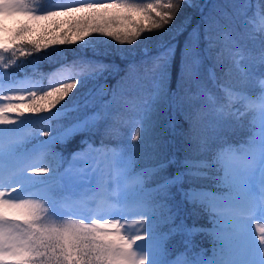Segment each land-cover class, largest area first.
<instances>
[{"label":"snow or ice","instance_id":"snow-or-ice-1","mask_svg":"<svg viewBox=\"0 0 264 264\" xmlns=\"http://www.w3.org/2000/svg\"><path fill=\"white\" fill-rule=\"evenodd\" d=\"M185 6L203 7L198 0H81L74 7L39 11L34 7V0H0V85L5 80L9 84L18 83L15 74L9 71L17 65L18 59L46 53L61 45L88 47L90 37L108 38L119 49L125 45L134 46L147 36L168 31ZM257 13L264 23V5L259 0ZM9 21L12 26H9ZM42 21L48 23L41 24ZM203 21L204 39L211 51L222 44L215 35L220 27L219 17L209 14ZM38 29L41 34L33 38ZM260 30L264 32V27ZM193 32L196 33L195 39L186 40L180 48V72L187 73L180 79L191 81L183 95L171 91L169 83L170 66L177 53L176 44L161 45L162 50L150 57V66L148 61H142L139 67L129 65L130 71L136 73V86L151 100L150 104L131 106L138 113V118L118 119L120 110L128 108V102L119 89H112L111 99L104 109L73 119L62 131H44L46 140L39 141L33 133L18 134L20 127L35 118H66L68 113L88 107L89 101L71 105L66 102L72 99L79 85L87 79L97 78L112 66L84 58H80L78 63L95 65L93 71H76L75 75L57 81L47 90L26 91L21 86L9 88L7 94L0 96V125L4 126L0 127V264H165L157 235L158 223L171 225L173 234L183 232L192 236L204 233L212 237L211 257L206 258L200 253L188 264H264V223L253 226L256 220L264 221V93L251 99L226 89L233 99L244 101L247 109L259 112L258 136L253 137L247 146L241 145L236 149L225 144L210 158H202L200 153L208 149L206 140L193 134L189 137L192 155L180 162L184 171L175 175L163 174L170 164L177 161L174 156L169 159L163 154L157 138H153L150 145L154 163L140 171L133 166L139 149L143 147L140 143H129L127 150L110 149L103 142L96 148L87 144L85 152L106 157L111 154L109 179L105 186L106 200L112 202L108 211L121 215L136 212L143 217L137 221L143 234H125L126 220L122 223L120 219L94 218L86 223L83 218H53L58 214L59 200L66 193L71 194L70 190L76 184L71 167L64 174L54 175L57 168L51 161L58 155L53 150L55 144L90 132L100 121L108 119L114 124L129 126L130 141H147L153 130L149 112L160 102L167 101L170 95L178 113L184 103L189 105L190 111L182 114L189 121L190 130L198 123L203 106L197 107L194 102L198 98H213L200 80L199 28ZM144 51L147 53L146 48ZM221 58L222 51H217L219 67L223 66ZM260 62L264 64V55ZM76 64L74 61L68 67L74 68ZM209 78H215L211 69ZM259 85L264 89V79L259 81ZM0 91H3L2 87ZM108 104L113 106V111L107 110ZM232 116L239 121L243 113L234 112ZM168 127L175 133V115L169 119ZM32 140H36L35 145H32ZM36 148L43 153L38 159H47L48 164L33 166L31 161ZM72 156L82 159L78 153ZM9 168L14 169L11 174L6 172ZM185 178L190 186L187 189L178 187L177 191L194 209L199 207L208 215L210 228L196 223L189 226L184 219L176 223L178 212H174L169 203L173 199L171 188L182 185ZM203 180L211 181L217 190L198 187L197 184ZM37 186L41 189L39 199L12 196Z\"/></svg>","mask_w":264,"mask_h":264},{"label":"trees","instance_id":"trees-1","mask_svg":"<svg viewBox=\"0 0 264 264\" xmlns=\"http://www.w3.org/2000/svg\"><path fill=\"white\" fill-rule=\"evenodd\" d=\"M55 1L34 0V4L39 2L44 8H53ZM75 2L65 5L76 6L81 1L75 0ZM134 2H139V0H134ZM198 3L203 7L189 8L185 6L182 8L177 20L169 27L168 31L147 36L134 46L125 45L123 49H119L108 38L90 37V46L88 47L81 44L61 45L49 49L46 53L18 59L17 65L12 66L9 71L15 74V79L30 76L33 80L40 82L41 85L33 91L47 90L49 86H54L56 82L52 85L49 78L60 66L70 70L73 75L76 71L91 72L95 69V65L85 66L78 63L80 58L101 61L105 65L112 66L97 78L87 79L79 85L72 99L66 102L71 105L74 103L84 104L85 101H89L87 108H81L76 113L70 112L66 118L41 117L28 122L30 129L38 132V139L43 141L47 139L43 136L44 131L50 129L53 132L62 131L64 127L73 122V119L104 109L105 104L111 99L112 89H119L123 99L128 102V108L120 110L118 119L138 118V113L131 106L150 104L151 100L144 91L136 86V73L130 71L129 65L135 64L139 67L142 61H148L150 66V57L157 55L162 50L161 45L168 43L177 45L175 62L170 66L169 83L171 91L183 95L184 89L190 87L191 81L180 79L182 75H187L186 72H180V48L184 46L186 40L195 39L196 33L193 32V29L199 28V49L202 57L199 75L202 84L213 99L208 100L203 97L194 102L197 107L203 106L201 117L194 128L190 130V123L184 119L182 114L190 111L189 105L184 103L181 106V112L178 113L171 103L170 95L167 101L160 102L149 112L153 130L149 133L147 141H130L131 128L129 126L114 124L111 119L102 120L92 131L71 136L65 142L53 146L54 152L58 155L54 161H51V164L57 168V172L67 164L74 151L83 148L88 142H103L124 150H127L129 143H140L143 147L139 149L133 165L136 171H140L154 163L153 149L150 145L152 139L157 138L160 141V150L163 154L169 159L174 156L177 161L175 164H170L163 174L175 175L178 171H184L180 162L186 156L192 155L190 151L192 143L189 137L193 134L206 140L208 149L200 153L202 158H210L217 149L225 144L238 146L245 141L252 129L253 110L247 109L244 101L233 99L226 89H231L233 93H241L252 99L260 89L259 81L264 78V64L260 62V57L264 55V32L260 30L262 26L258 25L255 18L257 7L253 6L258 3V0H198ZM259 3L264 5V0H259ZM46 10L49 9L41 11ZM209 14L219 17L220 27L215 31V35L222 41L220 46L211 51L208 50L207 42L204 39L203 21V18ZM178 29L180 30L178 31ZM225 33H227V39H225ZM40 34L38 29L33 33V38ZM145 48L147 53L144 51ZM217 51H222V67L217 66ZM7 58L10 56L6 57L5 62H7ZM74 61H77L75 67H68ZM237 61H239L238 64ZM210 69L215 73L214 79L209 78ZM140 71L142 72V67ZM107 110L113 111V106L108 104ZM234 112L243 113L239 121L232 116ZM173 115L176 116L175 133L168 127L169 119ZM46 124H49L48 128L45 127ZM35 143L32 141V145ZM48 163L49 161L45 159V164ZM49 178L52 177L47 179ZM189 186L187 178H185L182 185L171 188L173 199L169 203L173 206V211L178 212L176 223L179 224L180 220L184 219L189 226L196 223L198 226L210 228L208 215L199 207L194 209L193 205L183 200L177 191L178 187L187 189ZM197 186L213 191L217 190L209 180L200 181ZM170 228L171 225L166 223L157 225V233L163 240L162 259L165 264L174 263L181 253H184L186 259L190 260L200 253L206 258L210 256L214 246L210 235L197 233L188 236L183 232L173 234Z\"/></svg>","mask_w":264,"mask_h":264},{"label":"rangeland","instance_id":"rangeland-1","mask_svg":"<svg viewBox=\"0 0 264 264\" xmlns=\"http://www.w3.org/2000/svg\"><path fill=\"white\" fill-rule=\"evenodd\" d=\"M75 0H56L55 1V9L60 8V7H74L72 5H65L66 3L69 2H74ZM81 1V0H79ZM76 3V2H75ZM253 4V3H252ZM253 6L257 7V3ZM34 7L37 8V10H42L41 9V4L37 2V4H34ZM44 9V8H43ZM49 9V8H47ZM53 9V8H51ZM50 10V9H49ZM47 11V10H46ZM256 14V19L258 22V25L264 27V23H262L259 15L257 12ZM63 18V17H61ZM43 24L44 22H40ZM12 24V22H9V25ZM72 72L68 70L67 68H64V66H60L57 68V70L52 74V76L49 78L51 81L52 85H54V82H57L61 79H67L69 76H72ZM264 79V78H262ZM17 84H9L7 80H5L0 87L3 88V91H0V96L7 94V90L9 88H16V87H23L26 91H33L37 86L41 85L35 80H33L29 76H24V77H18L16 78ZM22 82V83H21ZM262 93H264V89L260 87V89L257 91L255 97L252 99L258 98ZM241 94V93H240ZM244 95V94H241ZM245 96V95H244ZM246 97V96H245ZM247 98V97H246ZM29 123L25 124L24 126L19 128V135H27L29 133L35 134L36 139L39 138V133L32 131L29 127ZM49 124H46L45 127L48 128ZM0 127H4L0 125ZM11 127V126H8ZM260 132V114L258 111H253L252 115V129L251 132L249 133L248 137L243 141L240 145L236 146L233 145L234 148L239 149L241 145L247 146L248 142L253 139V137L258 136ZM31 139V137H30ZM39 140V139H38ZM33 142L36 140H32ZM91 144L94 148L99 147L101 143H91L88 142L87 144ZM87 144L73 152V153H78V157H82V159H74L73 156L71 155L69 162L67 163L66 167L60 172V174H64L65 170L69 169L71 167V172L74 176H76V184L75 186L70 190L71 194H85L87 195V192H91L92 196L87 198V202L84 203L83 205L73 207L69 203V198L73 197L71 194H65L63 198L59 200L58 203V214L53 216L54 219L57 220H65V219H73V220H78V219H84L86 223H90L92 219L94 218H100V219H120L122 223L127 221L125 225V234L128 235H134V234H143L142 232V226L137 223V221L143 219L142 216L137 214L134 211H129L128 213L121 215L113 212H109V206L111 205L112 202L107 201V192L105 191V186L106 183L109 179L108 172H109V163H110V157L109 156H102L98 153L95 152H85L83 151ZM105 144V143H104ZM108 148L110 149H117L120 150L119 148H116L112 145H108ZM72 153V154H73ZM42 150L39 148H36L35 152L33 153V160L31 163L33 166H35L37 163H43L45 164V159L40 160L38 159L42 155ZM14 169H7L6 172L7 174H11V172ZM59 172V171H58ZM57 172V173H58ZM59 174V173H58ZM52 178H49L51 180ZM14 186V185H13ZM13 198H18V199H39L41 198V189L39 186L36 188H29L25 191H20L12 194ZM47 206V205H46ZM147 223V222H146ZM257 223H264V221L261 220H256L253 222V226ZM158 237L159 234L157 233ZM160 242L162 244V239L159 237ZM162 249H163V244H162ZM212 255V252H211ZM211 255L209 257H211ZM179 259L175 261L174 264H188V262L192 260H184V253H181Z\"/></svg>","mask_w":264,"mask_h":264},{"label":"bare ground","instance_id":"bare-ground-1","mask_svg":"<svg viewBox=\"0 0 264 264\" xmlns=\"http://www.w3.org/2000/svg\"><path fill=\"white\" fill-rule=\"evenodd\" d=\"M73 197L69 198V203L74 208L80 205H83L87 202V198L92 196L91 192H87V195L85 194H71Z\"/></svg>","mask_w":264,"mask_h":264}]
</instances>
